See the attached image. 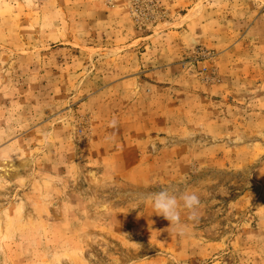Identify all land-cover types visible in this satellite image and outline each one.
Here are the masks:
<instances>
[{"label": "rangeland", "instance_id": "obj_1", "mask_svg": "<svg viewBox=\"0 0 264 264\" xmlns=\"http://www.w3.org/2000/svg\"><path fill=\"white\" fill-rule=\"evenodd\" d=\"M0 264H264V0H0Z\"/></svg>", "mask_w": 264, "mask_h": 264}, {"label": "clouds", "instance_id": "obj_2", "mask_svg": "<svg viewBox=\"0 0 264 264\" xmlns=\"http://www.w3.org/2000/svg\"><path fill=\"white\" fill-rule=\"evenodd\" d=\"M151 201L154 213L162 216L170 222V226H176L179 235H183V229L187 227L181 223V209L187 210L190 221H198V209L201 206L199 196L195 192H184L179 196L172 194L167 189L150 193L147 197Z\"/></svg>", "mask_w": 264, "mask_h": 264}, {"label": "bare ground", "instance_id": "obj_3", "mask_svg": "<svg viewBox=\"0 0 264 264\" xmlns=\"http://www.w3.org/2000/svg\"><path fill=\"white\" fill-rule=\"evenodd\" d=\"M1 170L3 171V170H5V168H1Z\"/></svg>", "mask_w": 264, "mask_h": 264}]
</instances>
